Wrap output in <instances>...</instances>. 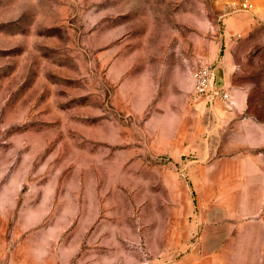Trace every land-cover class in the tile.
Wrapping results in <instances>:
<instances>
[{"label": "rangeland", "instance_id": "obj_1", "mask_svg": "<svg viewBox=\"0 0 264 264\" xmlns=\"http://www.w3.org/2000/svg\"><path fill=\"white\" fill-rule=\"evenodd\" d=\"M0 264H264V0H0Z\"/></svg>", "mask_w": 264, "mask_h": 264}, {"label": "built area", "instance_id": "obj_2", "mask_svg": "<svg viewBox=\"0 0 264 264\" xmlns=\"http://www.w3.org/2000/svg\"><path fill=\"white\" fill-rule=\"evenodd\" d=\"M244 7L248 8L250 3L245 2ZM192 90L200 96L219 97L225 102H231V95L217 87L215 74L210 66H199L191 71Z\"/></svg>", "mask_w": 264, "mask_h": 264}, {"label": "crops", "instance_id": "obj_3", "mask_svg": "<svg viewBox=\"0 0 264 264\" xmlns=\"http://www.w3.org/2000/svg\"><path fill=\"white\" fill-rule=\"evenodd\" d=\"M233 97H234L233 99L234 106H236L239 109H243L244 108V102H243L244 96L240 93L238 94L237 90H234Z\"/></svg>", "mask_w": 264, "mask_h": 264}]
</instances>
